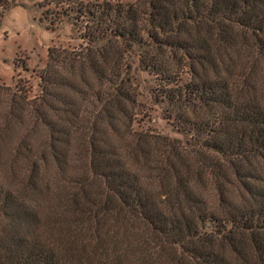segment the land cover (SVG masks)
Listing matches in <instances>:
<instances>
[{"label": "trees", "instance_id": "trees-1", "mask_svg": "<svg viewBox=\"0 0 264 264\" xmlns=\"http://www.w3.org/2000/svg\"><path fill=\"white\" fill-rule=\"evenodd\" d=\"M37 5L79 42L0 84V264H264V0Z\"/></svg>", "mask_w": 264, "mask_h": 264}, {"label": "rangeland", "instance_id": "rangeland-1", "mask_svg": "<svg viewBox=\"0 0 264 264\" xmlns=\"http://www.w3.org/2000/svg\"><path fill=\"white\" fill-rule=\"evenodd\" d=\"M42 12L37 0H0V15H4L0 17V84L20 85L31 97L40 93L38 74L44 68L49 47L75 46L79 42L68 28L56 32L48 29ZM164 125L157 123L155 127L171 132ZM261 164L264 168V161Z\"/></svg>", "mask_w": 264, "mask_h": 264}]
</instances>
